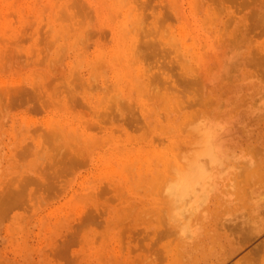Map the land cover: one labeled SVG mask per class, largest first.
Segmentation results:
<instances>
[{"label":"rangeland","instance_id":"rangeland-1","mask_svg":"<svg viewBox=\"0 0 264 264\" xmlns=\"http://www.w3.org/2000/svg\"><path fill=\"white\" fill-rule=\"evenodd\" d=\"M263 87L264 0H0V264H264V186L242 190L264 171ZM225 95L229 144L258 162L225 199L258 202V232L211 217L184 259L155 194L183 122Z\"/></svg>","mask_w":264,"mask_h":264},{"label":"bare ground","instance_id":"bare-ground-1","mask_svg":"<svg viewBox=\"0 0 264 264\" xmlns=\"http://www.w3.org/2000/svg\"><path fill=\"white\" fill-rule=\"evenodd\" d=\"M241 47H243V45ZM180 58H181V56H180ZM230 58H232V57H230ZM236 61H237V59H236ZM225 62H226V60H225ZM225 62H223V63L225 64ZM170 63H172V62H170ZM176 64H178V63H176ZM228 72H226V76H227ZM195 74H196V72H195ZM254 74H255V71H254ZM253 76H255V75H253ZM192 79H195V78H192ZM196 79H197V77H196ZM164 86H165V84H164ZM172 87H174V86H172ZM196 88H197V86H196ZM163 89H164V87H163ZM175 89H177V88L175 87ZM151 90H153V89H151ZM202 90H203V88H202ZM229 90H227V91L225 90V91L228 92ZM157 92H159V90ZM190 92H193V91H190ZM188 94H190V93H188ZM199 94H200V92H199ZM199 94L194 99H197L199 97ZM152 95H150V96H152ZM227 95H225V98L227 97ZM181 96H186V95H181ZM201 96H202V94H201ZM232 97H233V95H232ZM164 98H165V96H164ZM176 98H179V97H176ZM202 98H203V96L201 97V100H198V102H197V100H194L195 102L193 101L194 103H193V105L191 104V107L192 106L195 107L198 103H200L202 101ZM225 98L221 99L220 96L219 97L216 96V97L210 98V100H207V102H204V104L202 102L201 103V107H202L201 112L199 111V109H197V111H196V113L200 112L198 118L197 119L195 118V120H194V117H192L194 121L192 120V121L187 122V120H189L188 116H190L187 114L188 119H186L183 122V125L184 124H187V125L182 126V128H184V129H181V131L182 130L183 131L181 134L180 144H178V146L175 148L173 146L174 149L177 148V150H178L177 155L175 157V160L173 159L174 162H173V160L172 161L169 160L170 163H173L172 165H174V167H172V165H170L168 163V165L171 166L173 171L169 172L168 170H165L164 174L161 177V181L157 186V192L155 195H156V202L158 204V207H157L158 210H156V212H155V218L158 221V226L161 229V231L163 232V234L166 233V235H168V238L171 237L174 240V242H176L175 244L177 246L178 255H180L184 259L185 258L188 259V258H191V256H193L191 254V256L188 257V254L190 251L193 252L192 250H194V249H196V251H198L197 249L200 248V246L203 247V245H201V242L204 241L203 238H204V235L206 236V233H207L206 231H208V234H210V232H212V231L209 232V230L207 229L208 227H210L209 226L210 225L209 220L211 217L214 219V223L217 227L220 226L221 229H222V227H224L222 230H220V228H218L220 231H223V232H225V230H227V231L230 230L233 233L234 232L233 228H235V231H236V228H238V230L240 232H242V236L243 235L244 236H254V235H257V232H258L257 231L258 227H257V222H256L258 215H260L258 213V209H257V207H259L258 202H252V203L250 202L251 207H249L248 213H247L246 212L247 209L241 210V209H238L241 207H238V206L232 207L234 205V203L232 204L228 200V198L225 199L233 190L232 187L237 188V186H235L236 185L235 182H236V179L238 178L237 176H239V178L241 177L240 176L241 175L240 170L242 169V171L245 172L248 165L250 167L252 166L251 161H253V164L257 162L256 160L251 159V158H253V157H251V155L248 156L246 153H244V154H246L248 157H251L250 158L251 161H250V159H249L250 162L247 161L248 157L246 159H243V160L247 161L246 164H245L246 161L245 162L243 160L240 161V153L238 155L236 149H240L241 147L240 146L237 147V145H235V144H229V137L231 134L230 130H232V129H230V127H229L228 117H226V119H227L226 120L225 115L224 114H223L224 116L221 115L222 113L220 114V111H221L223 105L231 104V103H233V100L231 98L230 100H232V101H230L229 99L226 98L227 99L226 101L225 100L222 101ZM149 99H150V97H149ZM181 99H182V97H181ZM186 99H187V97H186ZM186 99H183V100H185V102L188 104H185L183 106L184 108L186 105L188 106V105H190L189 103L192 102V100H191V102H190V100L188 102V99L187 100ZM185 102H183V103H185ZM179 103H180V101H179ZM168 105H166V106L168 107ZM198 105L200 106V104H198ZM179 106L182 107V104ZM187 106H186V108H187ZM235 107L237 108L238 106H235ZM239 107H238V109H239ZM188 108H189V106H188ZM236 108L234 110H236ZM177 109H176V111H177ZM229 109H233V108H229ZM181 110H182V108H181ZM226 110H227V108H226ZM226 110L224 113H226L228 111V110L227 111ZM229 111H230V114H232L231 113L232 111L231 110H229ZM227 113H229V112H227ZM191 115L193 116V113ZM196 115H194V116L197 117ZM219 115H221L220 118H219ZM236 115H238L237 112H236ZM227 116H229V115H227ZM221 117H223V119H225V121L223 119H222L223 120L222 121ZM238 118L240 119L241 117H238ZM230 119H232V118L230 117ZM233 120H235V118ZM241 125L242 124H240V126ZM231 127H233V125H231ZM244 128L240 127L239 130L240 129L242 130ZM247 129H248V127H247ZM172 130H173V128H172ZM244 131H245V129H244ZM167 132H170V131H167ZM249 135H250V133H249ZM235 137H236V135H235ZM156 138H158V137L156 136ZM177 143H176V145H177ZM254 145H255V143L251 146L254 147ZM253 147H250L251 150L257 148L255 150V152L258 151V153L261 152L260 155L263 154L262 153L263 151H261V149L258 150L259 146L256 148L255 147L253 148ZM242 152H243V150H242ZM250 152H253V151H250ZM258 153H256V154H258ZM170 157L173 158L172 155ZM254 158L256 159V157H254ZM257 164H258V162H257ZM161 165H162V163H161ZM245 165H247V166H245ZM170 166H167L168 167L167 169H169ZM254 166H256V164ZM251 168H248V170ZM172 169H169V170H172ZM246 172H247V173H245V178H246L245 180L246 181L244 180L245 183H244L243 188H242L243 193L245 196H248L247 198H249L250 201L251 200L256 201V199H253L254 197L252 198V196L254 195V191L256 189L261 190V187L264 186V171H262L261 169H255L254 168L252 171H246ZM243 179H244V177H243ZM238 184H239V182H238ZM231 188H232V190H231ZM233 191H235V190H233ZM259 196L262 197L263 195L259 194ZM262 198H260V200ZM235 199H234V201H235ZM239 200H240V202L242 201L241 198ZM260 200H258V201H260ZM234 201H232V202H234ZM244 202H245V200H244ZM247 202L249 203L248 200L245 203L247 204ZM231 204H232V206H231ZM237 204L238 203L236 201V205ZM248 214H249V216H248ZM212 223H213V221H212ZM225 226H230V227H229V229L228 228L225 229ZM214 228H216V227L214 226ZM231 228H232V230H231ZM215 230L217 231V229H215ZM238 230H237V232L239 233ZM237 232H235L236 235H239V234L241 235V233L238 234ZM229 233L227 232V234H229ZM214 235H215V233H214ZM216 236L213 237V235H212L213 239H215ZM204 248H205V243H204ZM202 250H203V248H202Z\"/></svg>","mask_w":264,"mask_h":264}]
</instances>
